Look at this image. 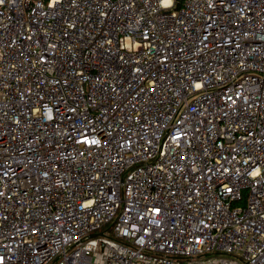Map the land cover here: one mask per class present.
<instances>
[{
    "label": "built area",
    "instance_id": "1",
    "mask_svg": "<svg viewBox=\"0 0 264 264\" xmlns=\"http://www.w3.org/2000/svg\"><path fill=\"white\" fill-rule=\"evenodd\" d=\"M0 264H264V0H0Z\"/></svg>",
    "mask_w": 264,
    "mask_h": 264
}]
</instances>
